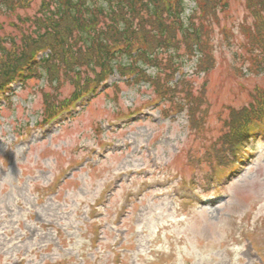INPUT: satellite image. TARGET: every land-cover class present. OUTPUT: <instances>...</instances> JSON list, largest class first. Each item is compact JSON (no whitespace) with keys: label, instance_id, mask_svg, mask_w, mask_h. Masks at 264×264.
Instances as JSON below:
<instances>
[{"label":"rangeland","instance_id":"374dc122","mask_svg":"<svg viewBox=\"0 0 264 264\" xmlns=\"http://www.w3.org/2000/svg\"><path fill=\"white\" fill-rule=\"evenodd\" d=\"M234 14L235 19L243 16L241 11ZM214 43L218 62L216 72L209 78L212 107L203 137L197 134L199 129H188L182 116L174 121L146 120L145 124H134L113 133L116 135L110 133L106 143L112 146L105 159L92 155L89 149L104 138L97 131L99 122L115 116L110 110L115 104L100 98L98 108L76 121L69 135L54 137L53 145L51 140L44 141L28 151L29 145L40 140L39 130L34 132L30 144L21 142L22 139L16 142L15 134L35 123L40 99L36 92L22 94L29 96L33 108L20 104L15 112H6L7 120L0 125V264L53 263L66 257L80 264H255L246 237L251 230L260 240L264 239L262 143L255 148L257 157L250 158L247 171L229 186L221 187V178L209 191L196 186L202 196L208 197L205 205L175 199L177 190L189 187L179 182L180 173L191 184L194 175L203 180L210 170L205 157L223 134L224 120L230 119L231 112L224 105L237 108L248 100L246 91L240 93V80L220 76L221 56L231 55L234 50L221 45L217 27ZM192 79L199 84L203 82L201 78ZM256 81L264 85L262 77L242 79L249 89ZM15 88L18 90L20 86ZM124 91L126 97L121 103L124 110L125 106L133 107L144 101L145 92L136 87ZM158 116L156 111L150 117ZM123 142L126 147L116 149ZM50 145L51 155L42 154ZM65 154L79 162L70 165L71 159L60 157ZM188 157L194 161L202 159L203 168L196 166L194 170L187 163ZM87 162L90 166L86 168ZM63 166L77 168L73 170L72 183L59 189L60 195L55 200L53 196L43 202L37 200L40 188L54 183ZM114 179L121 181L110 196L109 213L102 219L94 218L96 209L104 211L100 199ZM158 180L168 182L170 187L156 186ZM139 194L142 196L138 197ZM124 209L128 213L121 219L119 213ZM89 216L97 223L90 229L86 222ZM104 228L101 239L94 241Z\"/></svg>","mask_w":264,"mask_h":264},{"label":"trees","instance_id":"16d2710c","mask_svg":"<svg viewBox=\"0 0 264 264\" xmlns=\"http://www.w3.org/2000/svg\"><path fill=\"white\" fill-rule=\"evenodd\" d=\"M65 1H69V10L62 6ZM154 1L151 0L153 7ZM199 1L203 10L205 6H203L202 1L210 4L209 0ZM47 2V9L50 11H43V16L36 17L37 20L35 18L26 19V22L31 23L29 30L34 31L24 34L23 46L11 53L10 56L24 61L30 54L32 56L36 54V48L38 50L52 48L58 50L63 58L77 56L69 65L73 73L77 71L80 65H83L89 68L92 73L95 72L97 76H100L110 68L106 62H110L112 65L113 60L110 57L103 58L98 53L103 45L96 47L90 45L97 38V34L93 31L100 27V23H103L104 27L110 24L125 25L117 29L123 30L126 43L129 44L131 40L133 43L137 31L140 34V39L144 38L153 18L144 10L151 9V3L144 0H48ZM157 2L162 14H167L170 25L176 26L186 10L184 0H177L173 4L164 0H157ZM51 13L52 17H50ZM40 20L43 22L50 21L52 27L47 28L45 23ZM22 22L25 24L24 20ZM80 23L83 24L80 29L81 32H78L77 35L81 39L73 38L72 34ZM62 26L64 27L60 30ZM84 32L92 33L85 34ZM102 40L101 37V42ZM128 46L131 47L132 45ZM180 88L185 89L180 85L176 90L180 91ZM185 99L196 100L190 92L186 93Z\"/></svg>","mask_w":264,"mask_h":264}]
</instances>
